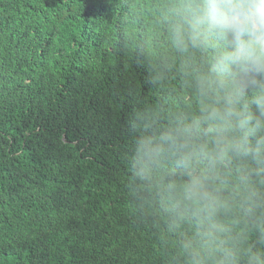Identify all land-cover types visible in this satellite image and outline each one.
<instances>
[{
  "label": "trees",
  "instance_id": "16d2710c",
  "mask_svg": "<svg viewBox=\"0 0 264 264\" xmlns=\"http://www.w3.org/2000/svg\"><path fill=\"white\" fill-rule=\"evenodd\" d=\"M156 2L0 0V264H163L125 188Z\"/></svg>",
  "mask_w": 264,
  "mask_h": 264
},
{
  "label": "clouds",
  "instance_id": "9594fccd",
  "mask_svg": "<svg viewBox=\"0 0 264 264\" xmlns=\"http://www.w3.org/2000/svg\"><path fill=\"white\" fill-rule=\"evenodd\" d=\"M125 188L163 264H264V0H157Z\"/></svg>",
  "mask_w": 264,
  "mask_h": 264
}]
</instances>
